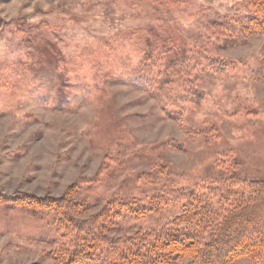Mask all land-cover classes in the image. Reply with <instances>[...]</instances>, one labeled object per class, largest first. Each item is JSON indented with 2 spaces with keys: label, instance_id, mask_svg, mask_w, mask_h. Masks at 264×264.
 Here are the masks:
<instances>
[{
  "label": "rangeland",
  "instance_id": "1",
  "mask_svg": "<svg viewBox=\"0 0 264 264\" xmlns=\"http://www.w3.org/2000/svg\"><path fill=\"white\" fill-rule=\"evenodd\" d=\"M155 9L128 0H0L3 194L58 197L79 178H92L100 170V185L85 187L80 196L105 201L126 191L129 181L122 183V179L157 166L170 169L167 181L174 185L183 183L181 173L187 179L205 175L211 172L208 167L216 153L226 150L243 161L242 176L264 178L263 36L253 35L235 48L213 51L237 60L238 68L201 86L205 99L188 110L184 124L193 129L215 128L221 138L214 143L192 142L146 93L111 83L113 76L125 72L124 60H138L135 41L125 37L130 29L164 25L190 37L200 23L243 10L240 0H185L177 9ZM45 22L48 27L33 36L29 27ZM47 40L65 57L61 69L89 94L82 104L63 112L11 93L8 85L17 79L20 64L31 61L30 55L36 53L43 61L44 52H51ZM38 62L36 69L44 70L46 63ZM18 81L22 89L26 82ZM3 82L8 86L3 88ZM251 110L257 113L245 115ZM168 140L183 143L184 151L164 146ZM22 224L26 221L0 215V264H51L46 246L18 239Z\"/></svg>",
  "mask_w": 264,
  "mask_h": 264
},
{
  "label": "trees",
  "instance_id": "2",
  "mask_svg": "<svg viewBox=\"0 0 264 264\" xmlns=\"http://www.w3.org/2000/svg\"><path fill=\"white\" fill-rule=\"evenodd\" d=\"M128 1L155 10L185 3ZM240 7L241 12L200 23L190 37L164 25L130 29L125 37L135 41L138 60H124L125 72L113 76L111 83L146 93L192 142L218 141L221 135L215 128H189L184 117L204 101L201 86L238 68L237 60L213 51L235 48L253 35L264 37V0H240ZM45 27L47 22L29 30L36 36ZM48 42L51 52H44L43 61L35 53L17 69V79L26 82L23 88L17 79L8 85L11 93L63 112L82 104L89 94L61 69L65 57ZM37 61L46 63L44 70L36 69ZM41 89L45 92H38ZM166 145L184 151L183 143L168 140ZM209 168L211 172L193 179L181 173L183 183L174 185L167 181L170 169L157 166L122 179L129 181L126 191L105 201L80 196L85 187L100 185V170L92 178H79L58 197L0 191V215L26 221L18 239L46 246L51 264H264V178L242 176L243 161L232 150L216 153Z\"/></svg>",
  "mask_w": 264,
  "mask_h": 264
}]
</instances>
